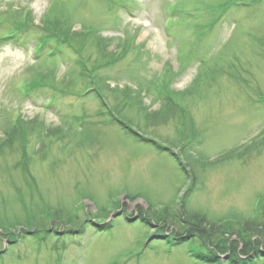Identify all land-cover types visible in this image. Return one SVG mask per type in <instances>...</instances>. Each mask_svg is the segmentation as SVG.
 I'll return each mask as SVG.
<instances>
[{
    "label": "rangeland",
    "instance_id": "374dc122",
    "mask_svg": "<svg viewBox=\"0 0 264 264\" xmlns=\"http://www.w3.org/2000/svg\"><path fill=\"white\" fill-rule=\"evenodd\" d=\"M10 125L0 264H264V0H0V143ZM196 216L227 226L209 249Z\"/></svg>",
    "mask_w": 264,
    "mask_h": 264
},
{
    "label": "trees",
    "instance_id": "16d2710c",
    "mask_svg": "<svg viewBox=\"0 0 264 264\" xmlns=\"http://www.w3.org/2000/svg\"><path fill=\"white\" fill-rule=\"evenodd\" d=\"M52 10H53V18L49 19V17L51 16V15H49L44 20V23H45L44 27L46 28V31L49 34L48 35V40L57 38L60 44H64V45L69 44L70 40H72V38L75 37V35L74 34L72 35V32L70 31L69 27L65 24L66 21L65 20L61 21L60 20L59 15H58L59 13H57L55 15L56 12L54 10H56V7L53 6L51 11ZM26 20L27 21L24 22V23L22 22L23 21L22 19L13 20L14 23H11L9 25L10 28H12L11 32L14 33V31H15L16 33H18V32H21V31L25 30L26 28H28V23L31 22V18H28V19L26 18ZM90 34L91 33H85L83 36H86L85 38H87V37L90 36ZM82 45H83V42H82ZM82 45L79 48H77V51L79 53L81 52V49L83 47ZM122 51H121V53L119 55H117L118 57L116 56V58L113 59L114 61H116L119 58H121L122 56H124L125 53H123ZM111 63H112V60H110L108 62V64H111ZM94 69H96V67H94ZM17 134H19L18 133V127L17 126L14 127L13 125H10L9 128L7 130H5L6 140L2 141L0 143V151H3V149L5 147L12 146L14 140L18 139ZM22 134H23V132H22ZM22 134H20V135H22ZM25 134L26 133L23 134L24 137H25ZM20 139H21V141L23 140V138H20ZM24 155L26 156L25 152H24ZM21 166H22L23 173H25L27 171V164L24 162V163H21ZM261 207H262V205L260 203V206L257 209V214H256L255 219L258 217L259 209ZM49 215L51 216L52 214H49ZM45 217L47 218V216H45ZM68 218H71V217L68 216ZM186 218L187 219H185V221H184L187 224V229L185 230V234H186L185 238H188V237H191V236L198 237V238H201V239L203 238V242L205 243V246L208 249L210 247H212V244L214 243V239L217 237L216 235L220 234L227 227V226L226 227H224V226H222V227L211 226V225H209L207 223L205 218L199 217V216H196V217H194L192 219L189 218V217H186ZM169 219H165V220L163 219V223H165ZM255 219H253V221L251 220L252 223L254 222ZM30 221H31V218L28 216L27 219H26L27 227H28V224H30ZM228 223L237 224L234 221H229ZM252 223H249V224L246 223L247 226L244 227V229L248 228L246 230L247 233H249V232H251L253 230V224ZM243 226H245V224H243ZM10 227L11 226L8 225L5 229L10 230L9 229ZM228 227H230V226H228ZM234 234H235V232H234ZM36 235H37L36 233L33 234V236H36ZM235 236H237L238 238H241V239L244 238L242 233H240L239 236L236 233ZM177 240L179 241L180 239H177ZM258 245H260V244L258 243ZM224 246L223 245H216V247L221 249V250H225ZM213 247H214V245H213ZM258 248L259 247H255V246L253 247L252 245H250V247L247 248V246L245 245V248H243L242 252H241V255L244 256L242 260L240 259V258H242L240 256V254L236 253L237 252L236 249H238L237 244H234V246L232 248H229L228 250L226 248L227 251H224V252L225 253L228 252V254H230V262L232 264H248V263L251 264L253 262H252L250 256H251L252 253L257 254L258 253ZM196 259L198 261H200V262L212 263L217 258L214 256V254L201 253V254L197 255Z\"/></svg>",
    "mask_w": 264,
    "mask_h": 264
}]
</instances>
